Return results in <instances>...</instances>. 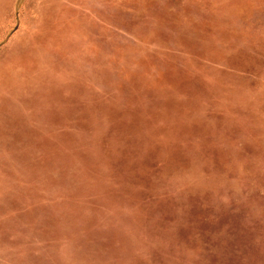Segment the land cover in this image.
Segmentation results:
<instances>
[{
  "label": "rangeland",
  "instance_id": "374dc122",
  "mask_svg": "<svg viewBox=\"0 0 264 264\" xmlns=\"http://www.w3.org/2000/svg\"><path fill=\"white\" fill-rule=\"evenodd\" d=\"M0 264H264V0H0Z\"/></svg>",
  "mask_w": 264,
  "mask_h": 264
}]
</instances>
